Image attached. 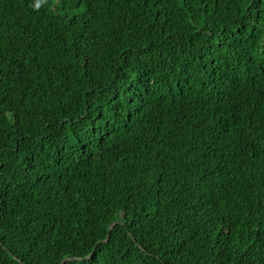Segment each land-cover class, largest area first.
I'll return each instance as SVG.
<instances>
[{
	"label": "trees",
	"instance_id": "trees-1",
	"mask_svg": "<svg viewBox=\"0 0 264 264\" xmlns=\"http://www.w3.org/2000/svg\"><path fill=\"white\" fill-rule=\"evenodd\" d=\"M0 264H264V0H0Z\"/></svg>",
	"mask_w": 264,
	"mask_h": 264
},
{
	"label": "water",
	"instance_id": "water-1",
	"mask_svg": "<svg viewBox=\"0 0 264 264\" xmlns=\"http://www.w3.org/2000/svg\"><path fill=\"white\" fill-rule=\"evenodd\" d=\"M112 227V225H110V228ZM68 259H77V258H75V257H70V258H68Z\"/></svg>",
	"mask_w": 264,
	"mask_h": 264
}]
</instances>
